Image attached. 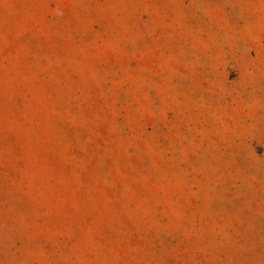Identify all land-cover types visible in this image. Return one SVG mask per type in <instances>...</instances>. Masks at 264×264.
Returning a JSON list of instances; mask_svg holds the SVG:
<instances>
[{
    "label": "rangeland",
    "instance_id": "rangeland-1",
    "mask_svg": "<svg viewBox=\"0 0 264 264\" xmlns=\"http://www.w3.org/2000/svg\"><path fill=\"white\" fill-rule=\"evenodd\" d=\"M0 264H264V0H0Z\"/></svg>",
    "mask_w": 264,
    "mask_h": 264
}]
</instances>
